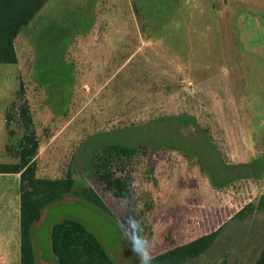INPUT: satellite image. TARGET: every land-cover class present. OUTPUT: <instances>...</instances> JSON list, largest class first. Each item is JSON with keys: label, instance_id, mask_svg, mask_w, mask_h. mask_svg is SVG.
Wrapping results in <instances>:
<instances>
[{"label": "rangeland", "instance_id": "1", "mask_svg": "<svg viewBox=\"0 0 264 264\" xmlns=\"http://www.w3.org/2000/svg\"><path fill=\"white\" fill-rule=\"evenodd\" d=\"M260 26L264 0L46 3L16 40L18 63L0 64V163L29 161L38 177L84 182L109 213L71 200L47 210L37 264H59L49 229L70 217L116 264H139L135 236L153 257L221 227L231 246L198 264L224 253L230 264H255L264 215L235 217L264 195ZM19 93L29 130L18 115L6 126ZM19 177L0 175V264L20 263Z\"/></svg>", "mask_w": 264, "mask_h": 264}, {"label": "trees", "instance_id": "2", "mask_svg": "<svg viewBox=\"0 0 264 264\" xmlns=\"http://www.w3.org/2000/svg\"><path fill=\"white\" fill-rule=\"evenodd\" d=\"M49 0H0V64L18 63L16 40ZM22 93V91H21ZM19 93V101H13L6 111V126L13 116L18 115L25 130L33 125L27 99ZM33 144L32 139H27ZM19 175L20 199V263L37 264L36 230L44 222L46 211L68 200L93 205L109 213L99 194L88 184L72 177L56 179L37 176V166L33 162L0 163V175ZM264 215V195L257 204H250L235 217L252 214ZM221 227L169 251L152 257V264H198L214 248L225 250L231 246V238L223 244ZM49 244L52 254L59 264H116L101 239L78 218H64L52 224L49 229ZM216 264H230L227 253ZM255 264H264V250Z\"/></svg>", "mask_w": 264, "mask_h": 264}, {"label": "clouds", "instance_id": "3", "mask_svg": "<svg viewBox=\"0 0 264 264\" xmlns=\"http://www.w3.org/2000/svg\"><path fill=\"white\" fill-rule=\"evenodd\" d=\"M132 251L136 253L139 264H152V257L148 252L149 243L143 236L132 238Z\"/></svg>", "mask_w": 264, "mask_h": 264}, {"label": "crops", "instance_id": "4", "mask_svg": "<svg viewBox=\"0 0 264 264\" xmlns=\"http://www.w3.org/2000/svg\"><path fill=\"white\" fill-rule=\"evenodd\" d=\"M257 31L263 34V35L262 34H258L257 35V37H256V38H258L257 41L259 42V41L263 40V42H264V26L258 27ZM17 198H18L17 199V204H19V206H20V199H19V197H17ZM7 225H8V223H7ZM8 232H9V227L6 229V235H7L6 244H5L6 247L8 246V239H9ZM13 237H14V239H16V245H18V247H20V213H19V219H18L17 225H16V235L14 234Z\"/></svg>", "mask_w": 264, "mask_h": 264}]
</instances>
